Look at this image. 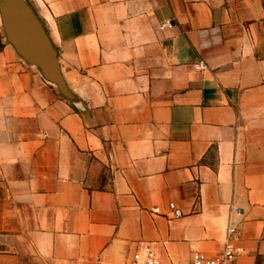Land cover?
<instances>
[{
  "label": "crops",
  "instance_id": "0c3cea01",
  "mask_svg": "<svg viewBox=\"0 0 264 264\" xmlns=\"http://www.w3.org/2000/svg\"><path fill=\"white\" fill-rule=\"evenodd\" d=\"M231 207L264 264V0H0V264H186Z\"/></svg>",
  "mask_w": 264,
  "mask_h": 264
},
{
  "label": "built area",
  "instance_id": "2783aa9c",
  "mask_svg": "<svg viewBox=\"0 0 264 264\" xmlns=\"http://www.w3.org/2000/svg\"><path fill=\"white\" fill-rule=\"evenodd\" d=\"M172 26L170 20H166L160 24L159 29L163 30ZM203 64L196 65V68H202ZM173 216L178 218L181 216V210L176 208L174 204H170ZM240 210L231 207L229 210L226 229L221 237V248L219 252L210 257L200 254H193L186 264H234L236 258L243 253V248L235 242L238 234ZM158 241L141 242L132 252L128 264H163L159 258Z\"/></svg>",
  "mask_w": 264,
  "mask_h": 264
}]
</instances>
